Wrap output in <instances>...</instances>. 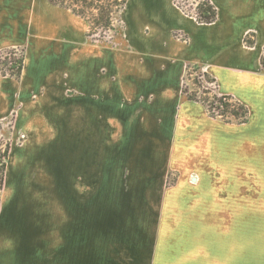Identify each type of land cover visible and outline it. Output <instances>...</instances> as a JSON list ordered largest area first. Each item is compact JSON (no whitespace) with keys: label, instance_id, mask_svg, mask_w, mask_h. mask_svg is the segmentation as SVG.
<instances>
[{"label":"crops","instance_id":"obj_1","mask_svg":"<svg viewBox=\"0 0 264 264\" xmlns=\"http://www.w3.org/2000/svg\"><path fill=\"white\" fill-rule=\"evenodd\" d=\"M212 1L216 20L206 25L183 18L171 0H128L120 45L109 48L89 44L81 22L49 0H0V50L24 49L19 80L0 78V120L13 114L15 133L25 136L7 160L0 264L264 263V255L251 253L250 242H207L210 232L212 241L216 235L214 216L232 208L202 202L206 194L189 191L187 184L161 197V242H128L122 229L119 242H74V197L58 192L75 178L51 152L67 150L58 142L71 139L73 173L87 167L94 182L146 184L158 176L157 167L166 178L181 166L180 151L206 167L220 160L235 174L243 128L210 120L199 104L181 101L180 84L187 65H195L218 83L220 93L244 104L264 100L258 52L244 49L242 39L248 28L264 38V0ZM176 31L189 42H176ZM74 122L75 129L69 126ZM202 157L208 161L201 163ZM129 167L136 168V178H128ZM96 211L91 204L95 238H113L111 215ZM169 217L175 233L165 238ZM101 220L104 225L96 227Z\"/></svg>","mask_w":264,"mask_h":264},{"label":"rangeland","instance_id":"obj_2","mask_svg":"<svg viewBox=\"0 0 264 264\" xmlns=\"http://www.w3.org/2000/svg\"><path fill=\"white\" fill-rule=\"evenodd\" d=\"M57 1L63 4L64 9L68 10L69 14L72 15L73 11L75 12L74 17L81 22L88 35V38L85 35L88 43H90L91 39L94 42L92 45L95 46L119 47L122 32L125 31L124 18L128 1L122 8L116 5L120 0ZM203 1L208 0H171V4L183 18L196 22L194 19L195 6ZM211 2L213 1L211 0ZM104 7L108 12L117 14V19L114 18L116 21H113V25L109 28H106L104 22L97 20L98 10ZM97 22L99 25H97ZM242 36V39H245L243 48L258 52L261 73L264 74V38L260 39L258 37L259 32L256 28L246 29ZM173 38L178 43L187 44L189 42L187 34L182 31L174 32ZM206 72L203 69L200 72L191 70L185 81H181L180 86L181 88L183 87L184 92V96L180 95L181 101H187L186 97H191L195 100V103L202 107L207 106L208 108L211 105H215L209 109L210 112L208 114L206 112L207 109L205 110L203 107L208 119L225 125L243 128L240 136V161L239 165L234 164L235 174L231 176L233 173L231 168L227 167V163L222 164L220 160V164L216 165V167H206L202 164H197L194 158H188V152L185 153V157L180 156L182 152L184 153V151H180L178 152L179 155L176 158V162H181L179 163L181 166L171 171L169 170V175L166 178L160 175L162 174L161 169L159 167L156 168L158 176H155V178H158L159 181H154L155 178L152 177L151 180L153 182L146 184L136 182H94L95 179L89 177L86 173L87 167L80 168V173H73L72 168H75L76 141L71 139L58 142L61 149L67 150H62L61 152L58 148L53 150L51 152L53 154V161L57 163V160L60 159L64 162L66 174H72L75 178L73 183H64L58 186L59 193L67 192L74 197L72 200V213L75 223L79 222V224H75L74 242H119V231L121 229L126 236L124 240L127 238L128 242H161L162 236H159V232L157 234L159 210H162L161 206H164V199L161 197L164 192L175 191L176 186L179 187V185H184L182 188L184 190L187 184L189 191L193 190L206 194V196L202 197V202H216L218 206H231L232 208L233 213L214 216V220H219L216 224V235L214 241H212L210 234L213 232H210L208 234L209 241L207 242H250V244L255 246L252 248V254L255 256L264 255V100L251 105L244 104L236 97L229 95L232 101H226V103L232 106V108L228 112H224L223 118H220L217 116L219 110H212L218 106L214 98L227 94L220 93L216 81L212 85L207 83L205 77L202 76L203 74H207ZM237 103L247 108V123L250 122L248 125H246L247 123H240L242 122V116H232L231 111L234 110L235 105H238ZM9 118H11L10 114L5 119L0 120L4 122V125L0 126V144L8 140L11 149L16 147V144L22 145L25 141V136L22 133L17 135L13 124V127L8 129V125L5 122ZM69 126L75 129V122ZM198 159L199 161L201 160V163H205L204 160L208 161L204 157ZM146 162L144 161V163ZM159 162H161L160 159L157 160V164L160 165ZM181 170L187 176L185 183L179 182L181 180ZM128 172L129 179L136 178V168L129 167ZM104 174V178H106L108 171ZM141 195L144 197H141ZM198 200L190 198L188 201L191 203ZM183 201L185 200H180V202ZM91 204H94V207L97 209L98 216H102L103 213L105 217L109 216L108 214L111 215V222H107V224L108 232H112L113 238L108 236L104 241L95 238V228L91 222L94 219H89ZM173 222L170 217L165 221L164 226L167 228V231H163L165 232V234H162L163 237L172 238L174 236ZM221 224L223 225L222 228H220ZM103 225V220H101L96 227ZM202 237L200 238L204 242ZM241 264L264 263L247 262Z\"/></svg>","mask_w":264,"mask_h":264},{"label":"trees","instance_id":"obj_3","mask_svg":"<svg viewBox=\"0 0 264 264\" xmlns=\"http://www.w3.org/2000/svg\"><path fill=\"white\" fill-rule=\"evenodd\" d=\"M51 4L54 6H58L61 8L63 7V4L58 2L57 0H49ZM117 1V0H116ZM128 0H120L119 3L116 5H119L121 8L125 6L126 2ZM195 19L196 22L199 24H212L216 20V10L213 5H211L208 1H203L201 3H198L195 7ZM98 21H102L106 24V28L111 27L113 24V21H116V16L117 14H112V12H108L107 9L101 8V10H98ZM75 12L73 11V15ZM116 18V19H114ZM97 25L99 23L97 22ZM87 38L88 35L86 34ZM94 42L91 41L90 43L92 44ZM23 62H24V49H6L0 51V78H12L15 80H19L22 70H23ZM193 71H201V68L199 66L195 65H187L185 69V75H184V81L187 76H189V72ZM203 77L207 80V83H210L211 85L215 83V80L211 78L208 74H203ZM181 95L184 96L183 92V87L181 88ZM187 101L195 102L193 98H188L186 97ZM214 100L218 103V106H216V109L212 110H219V113L217 114L218 117L223 118L224 112H228V110H231L232 106L228 105L226 101H232L231 97L229 95H222V96H217L214 98ZM238 105H235L234 110L231 111L233 117H239L242 116V122L241 124H246L247 123V117H248V112L247 108L240 104L237 103ZM215 106V105H214ZM211 105V107L203 106L204 109L206 110L207 114L209 109L214 107ZM237 106V107H236ZM237 109V112H236ZM240 113V114H239ZM13 114L11 115V118L8 119V121L5 122L8 125V129H11L10 127L12 126V118ZM240 124V125H241ZM4 125V122L0 121V126L2 127ZM0 196L1 192L3 190V185H4V178H5V171L7 167V160L9 156V151H10V144L5 141L4 143L0 144Z\"/></svg>","mask_w":264,"mask_h":264},{"label":"built area","instance_id":"obj_4","mask_svg":"<svg viewBox=\"0 0 264 264\" xmlns=\"http://www.w3.org/2000/svg\"><path fill=\"white\" fill-rule=\"evenodd\" d=\"M196 7V6H195ZM194 19H195V17H194ZM196 20V19H195ZM15 49H17V48H15ZM3 122V121H2Z\"/></svg>","mask_w":264,"mask_h":264}]
</instances>
